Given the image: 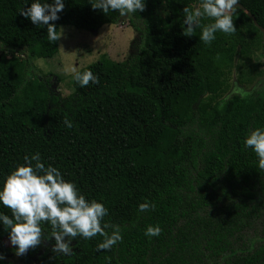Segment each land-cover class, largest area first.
<instances>
[{
    "label": "trees",
    "instance_id": "obj_1",
    "mask_svg": "<svg viewBox=\"0 0 264 264\" xmlns=\"http://www.w3.org/2000/svg\"><path fill=\"white\" fill-rule=\"evenodd\" d=\"M197 2L146 0L129 18L65 0L57 34L61 24L95 30L127 18L139 35L124 61L102 56L77 69L91 70L98 85L62 96L58 77L32 63L53 56L58 41L20 15L31 0H0V179L39 152L103 202V223L123 236L110 251H97L100 236L77 237L68 256L52 252L54 239L22 256L5 244L0 264H264V169L243 147L250 129L264 127V83L243 99L228 94L239 59L255 58L253 76L263 75L262 32L238 7L236 33L218 32L206 45L183 23V8ZM240 5L264 28V0ZM145 199L155 207L140 213ZM0 212L11 215L2 205ZM147 225L161 235L146 237ZM41 227L50 237L51 226ZM0 239H8L2 225Z\"/></svg>",
    "mask_w": 264,
    "mask_h": 264
},
{
    "label": "clouds",
    "instance_id": "obj_2",
    "mask_svg": "<svg viewBox=\"0 0 264 264\" xmlns=\"http://www.w3.org/2000/svg\"><path fill=\"white\" fill-rule=\"evenodd\" d=\"M20 10V15L35 26L47 28L48 39L51 42L60 40L56 31V21L65 8V0H31ZM93 9H98L105 15L118 12L121 17H132L142 13L146 0H91ZM240 7V0H198L195 7H184L183 14L186 34L199 29V39L206 45L216 39V33L235 34L233 13ZM209 21L203 23V21ZM5 46L0 45V50ZM65 75H71L81 87L90 83L98 85L99 77L91 70L79 72L76 67H66ZM230 95H238L242 99L250 93L238 85L232 88ZM223 107V105H221ZM71 128L72 122L64 121ZM243 147L251 149L257 157V164L264 169V127L250 129L244 139ZM0 205L11 211V215L0 212V225L7 229L8 242L14 248L16 256L25 255L30 248L51 241L52 252L56 255H71L74 251L73 241L76 238L91 240L100 236L102 241L97 251H110L113 246L123 240L120 227L103 223L109 210L104 203L94 198H88L77 187L76 183L65 179L62 171L42 161L41 154L35 152L23 157V163L15 167L0 179ZM155 205L147 199L138 205L140 213L154 209ZM42 224L51 226L50 237H45ZM111 227V232L107 230ZM163 229L159 225H147L144 235L148 238L159 237ZM5 256L0 254V261Z\"/></svg>",
    "mask_w": 264,
    "mask_h": 264
},
{
    "label": "rangeland",
    "instance_id": "obj_3",
    "mask_svg": "<svg viewBox=\"0 0 264 264\" xmlns=\"http://www.w3.org/2000/svg\"><path fill=\"white\" fill-rule=\"evenodd\" d=\"M160 14L164 13L160 11ZM58 35H62L58 40V51L51 57L34 56L32 63L44 73L57 76L58 80L53 84L54 90L65 96L76 90L78 86L71 75H65L66 67L80 69L102 56L122 62L135 52V43L139 34L127 18H122L116 23L103 24L95 30L61 24ZM252 60L239 59L237 61L230 75L231 86L228 94H231L232 88L236 85L248 92H257L262 89L264 66L262 67L263 75L254 77L250 67ZM5 244H9L8 239L4 241L0 239V246Z\"/></svg>",
    "mask_w": 264,
    "mask_h": 264
},
{
    "label": "water",
    "instance_id": "obj_4",
    "mask_svg": "<svg viewBox=\"0 0 264 264\" xmlns=\"http://www.w3.org/2000/svg\"><path fill=\"white\" fill-rule=\"evenodd\" d=\"M240 8H242L252 19L253 23L259 27V29L261 30L262 32V46H263V50H264V28L260 25L257 24L255 18L242 6L240 5Z\"/></svg>",
    "mask_w": 264,
    "mask_h": 264
}]
</instances>
